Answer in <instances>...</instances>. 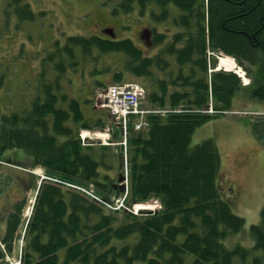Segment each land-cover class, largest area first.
Listing matches in <instances>:
<instances>
[{
    "label": "trees",
    "instance_id": "obj_1",
    "mask_svg": "<svg viewBox=\"0 0 264 264\" xmlns=\"http://www.w3.org/2000/svg\"><path fill=\"white\" fill-rule=\"evenodd\" d=\"M9 1L18 18L33 20L29 4ZM136 5L142 10L147 6L161 9L160 20L168 18V7L178 11L172 20L183 30L176 38V42L183 40V47L165 49L175 55L176 74L169 69L164 49L147 57L129 39L72 36L68 45L80 47L91 59H98L94 51L122 54L126 59L114 58L113 82L151 77L154 70L167 71L168 77L158 79L156 88L148 92V102L188 109L207 104V47L222 50L240 65L248 64L245 69L251 84L243 87L234 73H212L216 110H229L242 90L264 101V0H121L112 13H130ZM213 117L193 112L165 118L151 115L147 130L134 132L129 126L128 203L158 198L162 209L152 215L111 212L75 189L43 180L27 225L21 264H58L62 250V264H249V249L224 245L243 230L245 222L220 195L217 149L212 140L190 145L194 131ZM104 126L103 119H87L80 103L62 92L59 84H42L29 110L0 116V161H6L3 155L7 149H22L32 157L31 167L42 168L47 177L78 186L93 185L99 197L109 200L116 193L117 175L101 174L99 169L112 170V162L119 158L121 163V158L108 152L109 147H100L101 159L96 161L95 148L83 147L78 138L80 129ZM262 126L261 132L256 129L261 138ZM23 206L24 201L15 203L7 217L0 239L5 245L4 250L0 248V264H6L5 254L12 253ZM249 235L254 250L262 253L251 262L262 264L264 207L260 223L250 227Z\"/></svg>",
    "mask_w": 264,
    "mask_h": 264
},
{
    "label": "rangeland",
    "instance_id": "obj_2",
    "mask_svg": "<svg viewBox=\"0 0 264 264\" xmlns=\"http://www.w3.org/2000/svg\"><path fill=\"white\" fill-rule=\"evenodd\" d=\"M120 1L23 0V3L29 4L34 18L21 20L9 0H0L1 114L10 115L29 110L32 100L39 94L40 84L57 83L62 86V92H66L69 97L80 103L87 119L101 118L98 111L102 110H95L92 106L94 90L97 88L95 81L100 79L105 85L113 83L112 71L115 61L112 56H102L100 61L95 62L86 56V60L80 47L68 45L67 40L71 36L107 37L102 30L113 28L116 40L130 39L137 44L138 30L146 27L148 21H153L148 14L141 16L138 11L113 15L112 10ZM166 23L172 24L170 19ZM160 31L165 34L176 32L170 31L168 25H163ZM66 46H70L69 49L74 48L72 55ZM143 52L151 55L153 50ZM52 54L53 57L48 59ZM115 57L120 59V56ZM91 62L97 64L101 75L92 74L94 65ZM238 72L243 76L241 71ZM244 80L247 81L245 77ZM139 81L146 85L145 78H140ZM147 85L149 86V83ZM231 111H246L248 114L231 113L209 120L195 130L190 145L193 147L208 139L216 144L220 156L221 197L229 203L232 212L242 217L245 222L243 230L226 239L224 245L229 249L236 245L249 249V264H252L251 259L262 254L254 250L249 229L252 225L260 223L261 210L264 207V137H259L256 132V129L260 132L263 130L264 123L256 119L255 115L264 111V102L252 100L246 91L239 92L233 99ZM114 139H119L117 134ZM93 156L96 161H100V151L94 152ZM3 159L26 167L31 157L22 149L10 148L4 152ZM118 161L119 158L116 167ZM106 164L111 163L106 161ZM99 170L103 174L105 168L101 166ZM0 173L1 229L6 225L7 216L12 212L17 200L24 201L23 216L28 213L38 177L24 174L25 172L7 164H0ZM20 180H23V188ZM147 205L151 206V211H159L155 206ZM18 246L17 243L12 254L6 259H17ZM63 259L64 250L58 253V264H62Z\"/></svg>",
    "mask_w": 264,
    "mask_h": 264
},
{
    "label": "built area",
    "instance_id": "obj_3",
    "mask_svg": "<svg viewBox=\"0 0 264 264\" xmlns=\"http://www.w3.org/2000/svg\"><path fill=\"white\" fill-rule=\"evenodd\" d=\"M110 101L113 103L117 111L126 113L132 104V97L124 95L121 98H114L111 96Z\"/></svg>",
    "mask_w": 264,
    "mask_h": 264
},
{
    "label": "bare ground",
    "instance_id": "obj_4",
    "mask_svg": "<svg viewBox=\"0 0 264 264\" xmlns=\"http://www.w3.org/2000/svg\"><path fill=\"white\" fill-rule=\"evenodd\" d=\"M221 64H223V65H226V67H227V70H231V69H236V66H235V64L233 63V62H230V61H227L226 59H222L221 60ZM135 207H138V208H145V209H151L150 207V205H147V204H137ZM158 211V210H157ZM156 211H153V213H155ZM152 213V214H153Z\"/></svg>",
    "mask_w": 264,
    "mask_h": 264
}]
</instances>
